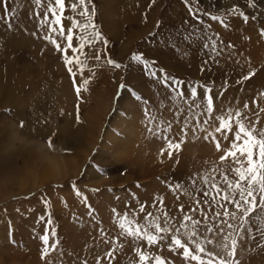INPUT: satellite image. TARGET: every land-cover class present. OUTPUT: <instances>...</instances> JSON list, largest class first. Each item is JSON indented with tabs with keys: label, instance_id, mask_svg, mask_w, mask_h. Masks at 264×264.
I'll use <instances>...</instances> for the list:
<instances>
[{
	"label": "rangeland",
	"instance_id": "obj_1",
	"mask_svg": "<svg viewBox=\"0 0 264 264\" xmlns=\"http://www.w3.org/2000/svg\"><path fill=\"white\" fill-rule=\"evenodd\" d=\"M47 2L42 0V5ZM93 5L96 9L93 22L109 41L106 47L102 42L96 45L101 61L106 62L111 58L121 65L130 66L115 69L105 63L104 67L96 69L98 79L90 89L91 94H82L83 99L90 103L79 105V114L84 121L80 124L75 120L78 101L72 84L73 77L62 58L64 53L58 52L54 45L45 40L43 37L47 30L42 32L39 28L36 13L40 12L42 18L43 7L37 8L34 0H0V17L5 16V8L16 10L11 20L12 29L4 20H0V127L12 124L19 128V121L23 120L26 128L22 131L28 137L45 143V139L55 132L57 146H73L71 155L80 157L78 169L66 179L17 190L7 197L0 195V264H48L49 259L55 264H84L85 261L86 264H96L97 258L101 264H139L137 247L150 256L160 255L171 264H184L182 253L178 255L170 251L167 243L158 242L149 246L146 241H135L132 237L121 235L119 216L127 213L129 219L144 224L143 218L147 212L156 214L162 208L176 218L178 226L182 220L181 205L185 212L189 211L195 204L192 197L202 199V193L193 191L192 196H187L175 191L167 180L175 176L174 183L187 186L189 177L203 170L211 171L215 166L227 168L229 178L237 179L231 169L238 165L232 162L231 157L220 162L219 156L223 151L218 152L214 143L204 142L203 133L195 143L191 142L190 134L189 142L183 146L178 157L174 153L169 159L165 152L162 157L164 163L157 162L159 149L165 145L162 141L146 138L141 124L145 105L135 102L120 89L122 97L117 99L121 109L130 110L128 121L124 122L118 115L112 114L113 98L122 77L132 91L149 101L150 111H158L159 115L173 122L177 132L176 108L171 103V97L176 90L190 91L191 85L197 87L199 99L201 84L213 86V91L208 93L213 96L210 131H214L219 124L215 117L226 114L228 110H240L257 127L264 128V112L243 108L245 103L249 104V108L264 104V95H261L264 93V52L253 49L245 51L243 48L248 37L244 32L253 27L260 31L264 27V0H257V8L254 9L247 7L246 0H200L198 4H192L191 0L187 3L186 0H92L89 8ZM190 6L202 9L198 15L203 23L189 13ZM232 6L241 8L249 16L257 15L258 20L245 24L238 16L230 17V28H225L219 21H211L210 15H223ZM205 11L208 15H204ZM71 14L66 12V15ZM63 23L70 26V21ZM193 27L201 31L207 27L212 38L218 37L217 45L223 50L215 60L210 50L204 49L203 40L196 43L184 40ZM153 33L156 35H150ZM58 42L66 43L59 39ZM228 44L233 47L228 49ZM134 52L155 61L152 67L157 70L156 78L147 75L142 64L130 62L129 58ZM68 54L71 55L70 49ZM94 63V60L90 61V64ZM161 68L164 74L183 83H157L163 75L159 72ZM249 71L254 75L243 81L242 77ZM88 75L91 73L85 70V76ZM76 79L78 84L79 76ZM238 80L241 83L237 84ZM221 92L223 95H220ZM161 103L164 108L159 107ZM202 103L206 105V101ZM130 124H135V129ZM126 126L131 128L129 133L124 131ZM117 127L126 139L130 136L126 142L113 135ZM97 148H100L99 153L95 151ZM142 149L156 160L155 165L130 167L128 157ZM20 155L14 144H0V164L5 165L0 172V185L5 189L18 181L10 166L22 162L18 159ZM90 159L93 160L91 167L88 164ZM157 177L165 182L161 183ZM72 181L76 182L75 187L80 190L81 196L75 194L70 183ZM137 184L141 187L137 188ZM140 204L145 206L144 213L138 211ZM113 208L116 209L115 213ZM204 210L208 211L206 206ZM230 210H233L232 206ZM253 216L257 219L250 221L252 239L245 231V239L240 240L237 236L239 228L233 232V238L237 239L235 258L239 264H264V240L257 232V229L264 228V215L257 209ZM194 218L202 219L199 212L195 213ZM49 219L53 221L52 225H48ZM53 227L57 231L56 237L50 235ZM46 228L49 245L57 243L58 247L42 260L41 249L44 245L39 236L45 234ZM229 231L225 227L223 232L216 228L209 233L201 228L197 239L214 241L205 247L215 255L220 253L224 236ZM170 236L171 232L169 241ZM183 238L187 239L186 236ZM61 250L64 255H60ZM108 252H113L114 259L110 260L106 255Z\"/></svg>",
	"mask_w": 264,
	"mask_h": 264
},
{
	"label": "snow or ice",
	"instance_id": "obj_2",
	"mask_svg": "<svg viewBox=\"0 0 264 264\" xmlns=\"http://www.w3.org/2000/svg\"><path fill=\"white\" fill-rule=\"evenodd\" d=\"M187 2L188 0H186ZM199 2L200 0H191L192 4H198ZM34 4L37 8L43 7L44 9L42 18H40V12L36 13L40 30L42 32L45 29L47 30V34L43 38L54 45L58 52L64 53L62 58L68 72L73 77L72 84L78 101L75 120L77 123L83 124L84 121L79 114V105L90 103V101L83 99L82 94H91L90 89L98 79L96 69L104 67L105 63L115 69L127 68L130 65H121L111 58H108L106 62L101 61L100 50L96 49V45L98 42H102L106 47L109 41L93 22L96 9L94 5L91 9L89 8L92 5V0H48L46 5H42V0H34ZM246 4L249 9L257 8V0H246ZM4 11L5 16L0 17V20H4L8 28L12 29L11 20L15 17L16 10L5 8ZM201 11L202 9L198 7H189V13L199 23H203V20L198 15ZM66 12L72 14L66 15ZM204 15H208V12L205 11ZM237 16L242 18L245 24L249 23L250 20H258L257 15L249 16L237 6L228 8L223 15L212 14L210 19L211 21H219L221 25L228 28L229 18ZM63 21H70V26H66ZM157 26L159 27V23ZM74 30L76 31L74 32ZM150 35L154 36L156 34ZM260 36L264 37V27L260 29ZM58 39L59 41H66V43L58 42ZM217 39L218 37L216 39L212 38L207 27L203 31L198 27H193L184 36V40L192 43L203 40L204 49L210 50L214 60L220 56L223 50L218 47ZM74 41L76 46H74ZM232 47L233 45L231 44L227 45L228 49ZM69 49L71 50V55L68 54ZM93 60L95 63L90 64V61ZM129 60L130 62L142 64L147 75L153 78L157 77V70L152 67L155 61L145 59L142 53L134 52ZM85 70L91 75L85 76ZM159 72L163 74L162 78L157 81L159 84H166L167 81H171L174 85L183 83V81L164 74L163 68L159 69ZM253 75L254 73L249 71L247 75L242 77V80L247 81ZM77 76L80 78L78 84ZM121 79L122 82L119 84L116 97L113 98L112 114L118 115L122 120L129 118L130 110L128 108L121 109L117 99V97H122L120 89H123L135 102L145 105L141 124L145 129L146 138L162 141L165 145L159 149L157 162L160 164L164 163L162 157L165 152L169 159L173 157L174 153L178 157L183 150V146L189 142L188 137L190 134L192 136L191 142L195 143L201 139L200 134L203 133L202 139L204 142L214 143L218 152L223 151V154L219 156L220 162H225L228 157H231L232 162L238 165L231 169L237 179H230L227 174V168L219 166L213 167L211 171L203 170L202 173L189 177L190 183L187 186L180 182L174 183L176 178L173 176L167 180V183L175 191L183 192L187 196H192L193 191L202 193V199L192 197L195 200V204L186 212L184 211V206L181 205L182 220L178 226H176V218L164 212L162 208L156 214L147 212V215L143 218L144 224H138L134 219H129L128 214L125 213L119 216L118 226L121 230V235L132 237L135 241H146L149 246L156 245L158 242L161 244L167 243L170 251L177 252L178 255L182 253L184 264H239V261L235 258L237 239L233 238V232L239 228L240 232L237 233V236L240 240L245 239V231L248 238L252 239L253 228L250 226V221L255 222L257 219V217L253 216V213L259 209L261 215H264V128L257 127V124L244 115L242 111L228 110L226 114L215 117L219 124L214 128V131H210L209 129L212 127L210 117L213 114V96L208 95V93L213 91V86L201 84L199 85L201 89L199 99L197 87L191 85H189L190 91L189 89H185L184 92L176 90L175 95L171 97V103L176 108L174 117L178 125L177 132L174 129L173 122L159 115L158 111H150L148 107L149 101L143 99L142 95L136 91H132L131 86L123 82V77ZM236 83L239 84L241 81L238 80ZM220 95H223V92ZM261 95H264V93H261ZM202 101H206V105ZM185 105L187 106L186 108ZM159 107L164 108V104L161 103ZM243 108L249 109V104L245 103ZM259 111L264 112V108H260ZM61 115H63V112H61ZM202 115H204V118L201 120ZM256 115L258 119L259 114L257 113ZM19 128L21 130L26 128L23 120L19 121ZM55 135L56 133L53 132L45 139L48 150L71 155L73 146L58 147L54 140ZM113 135L119 139H126L119 127L113 130ZM95 151L99 153L100 148L95 149ZM36 162L42 167L45 163V155L39 156ZM178 163L179 160L177 159ZM88 164L91 167L93 160L90 159ZM156 179L161 183L165 182L160 177ZM70 183L75 194L81 196L80 190L75 187L76 182L72 181ZM53 187L55 188L57 185H53ZM59 187H62V185ZM136 187L139 188L141 185L137 184ZM89 191L95 192L97 189H90ZM109 191H112V189H109ZM44 202L45 204L48 203L47 200ZM204 206L207 207L208 211L204 210ZM230 206H232L233 210H230ZM145 210L144 204H140L138 211L144 213ZM112 211L115 213L116 209L113 208ZM197 212H199L202 219L194 218ZM160 213H162V216ZM89 215H91V212H89ZM47 223L52 225L53 221L49 219ZM246 225L247 227H245ZM225 227L231 231L224 236V243L220 246V253L218 254L214 255L212 252L207 251L205 247L206 244H212L214 241H200L197 239L201 228L213 233L216 228L223 232ZM257 232L261 240H264V228L257 229ZM50 235L52 237L57 236L55 227L52 228ZM185 236L187 237L186 240L183 238ZM39 239L44 245L41 249V259L44 260L51 251L57 249L58 244L51 243L49 245L47 228L45 229V234L40 235ZM20 246L22 247L23 245ZM136 253L139 258V264H148L149 261L152 264H171L170 261L160 255L150 256L148 252L141 251L139 247L136 248ZM60 255H64L62 250ZM106 255L110 260L114 259L113 252H108ZM48 264H55V262L49 259ZM84 264H86V261ZM96 264H101L98 258Z\"/></svg>",
	"mask_w": 264,
	"mask_h": 264
},
{
	"label": "clouds",
	"instance_id": "obj_3",
	"mask_svg": "<svg viewBox=\"0 0 264 264\" xmlns=\"http://www.w3.org/2000/svg\"><path fill=\"white\" fill-rule=\"evenodd\" d=\"M0 144H14L21 155L22 162L13 163L10 167L18 177L17 183L5 189L0 185V195L5 197L17 190L40 186L42 183L58 181L73 175L79 167L80 157L76 154L65 156L59 151H49L46 143L28 137L24 131L15 125L0 127ZM45 155V163L41 167L37 164V158ZM130 167H151L156 160L152 159L146 150H136L127 159ZM5 168L0 164V172Z\"/></svg>",
	"mask_w": 264,
	"mask_h": 264
},
{
	"label": "bare ground",
	"instance_id": "obj_4",
	"mask_svg": "<svg viewBox=\"0 0 264 264\" xmlns=\"http://www.w3.org/2000/svg\"><path fill=\"white\" fill-rule=\"evenodd\" d=\"M229 28H230V26H229ZM238 28V27H237ZM240 28V27H239ZM241 29V28H240ZM244 29V28H243ZM226 30V29H225ZM227 30H229V29H227ZM223 31V30H222ZM240 32V31H239ZM230 33V32H229ZM245 34H246V36H248L247 37V42L245 43V42H243V43H245V45L243 46V48L245 47V51H248V49H253V50H255V51H257V52H264V37H261L260 36V31L258 30V29H256V27L254 28H252L250 31L248 30V32H244ZM228 34V33H227ZM236 34V33H235ZM228 36V35H227ZM226 37V36H225ZM236 37V36H235ZM228 39V38H227ZM232 39V38H231ZM244 39H245V37H244ZM239 40H241V39H239ZM243 43H242V45H243ZM236 45V44H235ZM241 48V47H240ZM242 52H245V51H243V50H241ZM240 50H239V52H241ZM263 105L264 104H262V105H255L254 107H250L249 109L250 110H253V109H260V108H263ZM138 115V114H137ZM138 117V116H137ZM136 118V117H135ZM132 119L133 120H135L134 118H133V116H132ZM124 122H127L128 120H123ZM121 122H122V120H121ZM131 122H133V121H131ZM137 122V121H136ZM134 123V122H133ZM139 123V122H138ZM138 123H137V125H138ZM133 125V128L132 129H135L134 127H135V124H130V126H132ZM130 126H126V128H124V131L125 132H127V133H129L130 131H131V128H130ZM137 127V126H136ZM138 130V129H137ZM135 131V130H134ZM132 133H130V135H131ZM139 136V135H138ZM137 136V137H138ZM130 138V136H128V138L127 139H122L124 142H126V140H128ZM134 138H135V136H134ZM136 139V138H135ZM141 140H142V138H141ZM139 142H141V141H139ZM137 143V142H136ZM176 196V195H175ZM99 204V203H98ZM124 264H129L128 262H124Z\"/></svg>",
	"mask_w": 264,
	"mask_h": 264
}]
</instances>
